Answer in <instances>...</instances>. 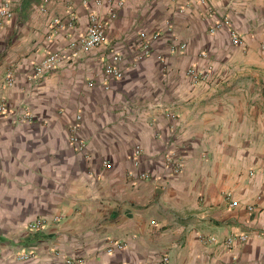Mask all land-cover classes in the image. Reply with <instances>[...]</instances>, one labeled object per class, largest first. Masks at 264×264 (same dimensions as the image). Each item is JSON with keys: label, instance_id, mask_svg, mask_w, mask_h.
<instances>
[{"label": "crops", "instance_id": "0c3cea01", "mask_svg": "<svg viewBox=\"0 0 264 264\" xmlns=\"http://www.w3.org/2000/svg\"><path fill=\"white\" fill-rule=\"evenodd\" d=\"M4 1L0 264H264V0H114V18L108 0ZM91 11L107 22L106 43L84 50ZM224 15L242 46L225 29L209 33ZM141 33L152 52L132 65ZM48 52L61 55L57 67L32 79ZM113 52L123 77L106 89ZM191 65L207 78L191 82ZM77 114L83 152L68 140ZM36 219L45 223L33 230ZM110 240L125 247L108 254Z\"/></svg>", "mask_w": 264, "mask_h": 264}, {"label": "built area", "instance_id": "2783aa9c", "mask_svg": "<svg viewBox=\"0 0 264 264\" xmlns=\"http://www.w3.org/2000/svg\"><path fill=\"white\" fill-rule=\"evenodd\" d=\"M81 4L85 7L88 6L89 0H80ZM200 3L204 4L205 0H199ZM95 5H101L102 0H94ZM108 13L110 18H114L117 13V9L122 6V1H114V0H108ZM12 17V12L9 8V3L7 1H4L3 4L0 6V18H10ZM75 16L73 13H68L66 17V25L70 28L74 26ZM106 25L107 22L102 19L99 14H97L94 11H91L88 15V24L85 32L80 36L78 40L79 46L84 49L88 50L93 47L100 46L104 43H106ZM225 29L229 38L230 42L234 46H242L244 44V41L242 37L240 36L237 29L233 26L232 21L229 16L224 15L222 18L217 19L212 23V25L208 28V31L210 34H214L217 31ZM141 36V48L140 50L134 55L132 59V65L137 64L141 60H143L145 57L151 54L152 52V43L151 41L145 37L144 33L140 34ZM157 34L152 35V39L155 40L157 38ZM185 44L181 43L179 45V48H184ZM61 58V55L57 52H48L47 55L39 62H37L33 67L32 72V79H40L43 78L44 75L47 73L53 71L56 67ZM121 61V55L119 53L113 52L111 54V59L108 60L103 66H102V76H103V86L104 88L109 87V82L112 79H121L123 77V70L118 66V63ZM210 72V69H206V71H201L196 68L195 65H191L186 69V74L190 78L191 82L193 83H199L202 80H205ZM8 84H11V81L7 82ZM88 85H93V81L90 80L88 82ZM8 113V109L6 105L0 101V116L5 115ZM165 115L167 117H171L172 114L168 111H166ZM25 120H30L32 118V115L30 112H25L22 116ZM81 116L80 114H77L75 116L74 122L70 126V134H69V142L72 144L78 151L83 152L86 148L85 141L80 138V136L77 133L78 129V121L80 120ZM141 153V148L137 145L135 146L133 153H132V160L134 161V164L137 165L139 162V155ZM166 165L170 167L171 171L173 173H178L181 171V163L178 160H174L172 154L166 155ZM103 166L108 167L109 162L107 160L103 161ZM141 178H145L148 175L146 173H140L139 174ZM238 206V203L236 201L231 200L229 202V207H236ZM248 210H252L253 206L248 205L246 207ZM45 221L42 219H36L33 222L29 224V227L33 230H37L41 228L44 225ZM202 240H204L205 243H214L216 242V238L214 236H200ZM239 240H246L247 234H231L225 239H223V244L226 248H231L232 243L235 239ZM125 247L123 242L116 241V240H110L107 247L106 252L108 254H112L116 250L123 249ZM20 258H27V254H22ZM168 261L167 256H163L161 258L162 263H166ZM67 263H71L72 261L70 259L66 260ZM78 264L82 263V260L76 261Z\"/></svg>", "mask_w": 264, "mask_h": 264}]
</instances>
